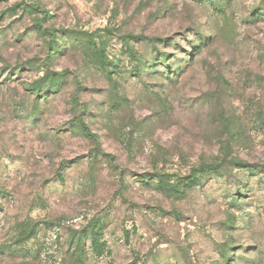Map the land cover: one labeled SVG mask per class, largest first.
I'll list each match as a JSON object with an SVG mask.
<instances>
[{"label": "rangeland", "instance_id": "obj_1", "mask_svg": "<svg viewBox=\"0 0 264 264\" xmlns=\"http://www.w3.org/2000/svg\"><path fill=\"white\" fill-rule=\"evenodd\" d=\"M0 264H264V0H0Z\"/></svg>", "mask_w": 264, "mask_h": 264}, {"label": "trees", "instance_id": "obj_2", "mask_svg": "<svg viewBox=\"0 0 264 264\" xmlns=\"http://www.w3.org/2000/svg\"><path fill=\"white\" fill-rule=\"evenodd\" d=\"M80 126H81V129H82V131H83V133H84L85 135H87V136H89V137H93V134L91 133V131H90L88 125H87L85 122L81 121ZM85 238H86L85 236H82V237L80 238V240H79V245H80V247H81L82 249L85 248V245H86Z\"/></svg>", "mask_w": 264, "mask_h": 264}]
</instances>
